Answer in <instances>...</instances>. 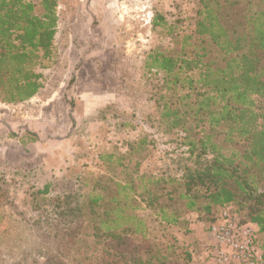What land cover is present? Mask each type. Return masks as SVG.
<instances>
[{"label": "rangeland", "instance_id": "1", "mask_svg": "<svg viewBox=\"0 0 264 264\" xmlns=\"http://www.w3.org/2000/svg\"><path fill=\"white\" fill-rule=\"evenodd\" d=\"M33 2L40 13L39 0ZM56 2L53 53L35 68L40 89L21 103L0 102V264H207L206 241L183 226L158 221L157 210L145 208L140 195L145 175L177 176L189 164L180 151L179 129L165 132L160 118L165 102L181 113L187 138L213 132L205 113L195 114L190 105L203 88H167L165 75L145 69L152 50L171 49L177 36L179 48L196 19L199 0ZM159 16L168 25H155ZM196 74L188 76L196 79ZM252 98L253 109L262 110L264 97ZM25 127L39 133L42 142L21 145ZM143 136L150 142L147 149L129 151L127 143ZM106 153L123 155L121 164L97 159ZM66 166L80 170L73 177L75 188L73 182L70 191H63L69 199L41 200L39 195L34 200L41 184L36 176L45 182ZM127 180L133 188L130 204L137 206L128 212L143 222L130 224L134 232L120 227L104 232L114 184ZM99 194L101 200L94 201ZM231 208L243 218L238 206ZM257 238L262 245L264 236L258 233Z\"/></svg>", "mask_w": 264, "mask_h": 264}, {"label": "trees", "instance_id": "2", "mask_svg": "<svg viewBox=\"0 0 264 264\" xmlns=\"http://www.w3.org/2000/svg\"><path fill=\"white\" fill-rule=\"evenodd\" d=\"M199 3L196 19L181 37L179 48L177 36L171 49L152 50L145 69L147 73L165 75L162 81L167 88H203L200 98L190 105L195 107V114L205 113L213 132L202 130L200 136L187 138L181 113L165 102L160 112L165 132L179 129L180 151L189 164L182 166L177 176L145 175L141 199L145 208L157 210L153 214L158 221L178 229L183 226L189 234H199L201 242L206 241L207 227L224 205L238 206L242 219L255 223L258 233L264 236V108L255 111L252 98L264 97V0ZM38 5L40 13L32 2L0 0V102L21 103L41 87V76L35 68L50 60L53 53L57 2L39 0ZM156 20L155 25H168L161 16L158 23ZM192 71H197L196 79L188 76ZM23 129L20 144L35 142L37 136ZM149 143L143 136L127 144L129 151L142 152ZM96 157L100 162L121 164L123 155L106 153ZM79 172L77 166H66L59 176L52 175L45 182H39L36 176L35 182L41 184L32 188L34 200L39 195L41 200L52 196L56 200L69 199L63 191H70L69 184ZM114 186L109 200L112 208L105 210L109 218L102 222L104 232L119 227L127 231L132 224L141 225L142 219L128 212L137 208L130 204L131 181ZM100 198L99 194L93 200ZM196 212L202 214L192 219L190 216ZM185 251L183 259L188 261L190 252ZM164 252H168L167 247Z\"/></svg>", "mask_w": 264, "mask_h": 264}, {"label": "built area", "instance_id": "3", "mask_svg": "<svg viewBox=\"0 0 264 264\" xmlns=\"http://www.w3.org/2000/svg\"><path fill=\"white\" fill-rule=\"evenodd\" d=\"M257 236L255 223L239 218L231 206L224 205L207 227L204 260L207 264H263L264 247Z\"/></svg>", "mask_w": 264, "mask_h": 264}, {"label": "crops", "instance_id": "4", "mask_svg": "<svg viewBox=\"0 0 264 264\" xmlns=\"http://www.w3.org/2000/svg\"><path fill=\"white\" fill-rule=\"evenodd\" d=\"M31 121V122H30ZM26 123H28L27 125V127L29 128V129H31V126L32 125H34V123H32V119L31 120H28V121H26ZM25 123V124H26ZM39 134V133H38ZM38 134L36 133V135H37V139H36V141L35 142H33L32 144H36V143H38V142H40L41 141V139H42V137H41V135L39 134V136H38ZM39 138V139H38ZM49 141V140H48ZM42 142V141H41ZM63 158V160H64V157H62Z\"/></svg>", "mask_w": 264, "mask_h": 264}]
</instances>
